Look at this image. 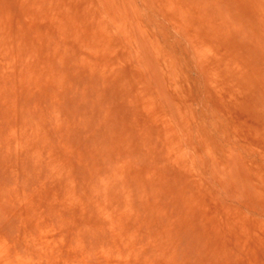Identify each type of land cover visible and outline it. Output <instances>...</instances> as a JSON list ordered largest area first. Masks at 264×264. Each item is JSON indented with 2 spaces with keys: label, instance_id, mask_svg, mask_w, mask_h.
Listing matches in <instances>:
<instances>
[{
  "label": "rangeland",
  "instance_id": "374dc122",
  "mask_svg": "<svg viewBox=\"0 0 264 264\" xmlns=\"http://www.w3.org/2000/svg\"><path fill=\"white\" fill-rule=\"evenodd\" d=\"M0 264H264V0H0Z\"/></svg>",
  "mask_w": 264,
  "mask_h": 264
}]
</instances>
